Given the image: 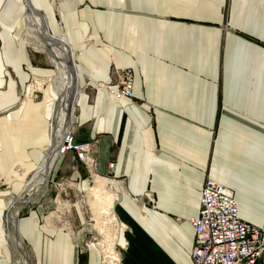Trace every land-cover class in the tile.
Masks as SVG:
<instances>
[{
	"label": "crops",
	"instance_id": "0c3cea01",
	"mask_svg": "<svg viewBox=\"0 0 264 264\" xmlns=\"http://www.w3.org/2000/svg\"><path fill=\"white\" fill-rule=\"evenodd\" d=\"M30 1L50 34L71 46L72 125L78 141L97 140L96 181L116 195L113 213L126 225L116 236L123 264H193L192 219L207 175L234 191L243 221L264 227V0H65L59 13L50 0ZM25 16L23 1L0 0L1 172L9 185L0 199V264H16L3 228L7 201L18 202L45 157L62 85L48 81L54 69L26 40ZM113 66L133 68L134 98L116 101L98 86ZM54 116L60 131L66 122ZM64 161L54 179L75 181L69 201L58 191L60 203L32 204L17 214L18 232L36 264H102L97 246L79 250L95 237L78 199L87 173L67 174Z\"/></svg>",
	"mask_w": 264,
	"mask_h": 264
},
{
	"label": "built area",
	"instance_id": "2783aa9c",
	"mask_svg": "<svg viewBox=\"0 0 264 264\" xmlns=\"http://www.w3.org/2000/svg\"><path fill=\"white\" fill-rule=\"evenodd\" d=\"M21 1L25 3L24 0ZM64 1L65 0H50L57 13L60 11V4ZM38 81L39 79L33 78L31 84L37 87L40 84ZM48 81L52 82V79L50 78ZM87 86L90 87V82L87 83ZM98 86L105 88L113 100L120 101L125 98L132 99L134 98V70L132 67L121 68L119 66H113L108 78L99 82ZM78 88L82 90L79 84ZM23 96H26V92H24ZM52 103H54L52 112L53 117L55 114V99H52ZM53 124V119H51L49 123L50 141L42 163L46 160L48 155L53 153L55 161L50 178L46 182L45 187L50 186L57 190L59 189L58 187H61V190H59L61 195L62 191L67 188V185L71 186L75 182H55L56 179L53 181L52 177L56 164L68 154H72L73 160L77 163L81 162L88 171L89 175L87 181L89 182V178L96 175L97 140L78 141L76 139L77 123H74L69 128L64 127L60 131L54 130ZM1 151L2 145L0 141V199L2 197L1 192L9 190V185L5 182L1 172ZM40 166L28 180L26 187L29 181L33 179L34 175L38 172ZM114 166L115 163H111L110 167L113 168ZM61 180L65 179L61 178ZM79 195L81 196V199L79 198L81 201L83 200V196H86V194H83V191ZM12 200L10 199L7 201L3 222L5 235L8 238L9 232L6 228V219ZM54 200L60 203L59 197ZM137 200L139 199L137 198ZM67 206L69 210L72 207L70 203H67ZM114 221L115 223L113 226L117 228H119V226L126 227V225L122 224L120 221ZM66 225L70 229L74 228L70 222H67ZM192 225L195 234L191 250L193 264H257V262L264 257V227L243 221L240 216L239 206L234 191L224 184L212 179L210 175H207L204 180L200 193L199 213L192 219ZM87 246L89 248L96 246L100 247V244L99 242L93 241ZM116 248L120 258L119 264H123L122 247L117 244ZM100 250L102 252V264H110L113 258L110 257L106 259L101 247Z\"/></svg>",
	"mask_w": 264,
	"mask_h": 264
},
{
	"label": "bare ground",
	"instance_id": "6f19581e",
	"mask_svg": "<svg viewBox=\"0 0 264 264\" xmlns=\"http://www.w3.org/2000/svg\"><path fill=\"white\" fill-rule=\"evenodd\" d=\"M24 1V6L26 9L25 19L27 22V26L31 28L32 32L39 39L43 48L45 49V51L48 52L52 61L55 63V66L58 68V73L60 75L58 77L61 78L62 85H60V87L57 86V89L60 93V100L59 102L57 100L56 104L58 110L57 115L64 111L62 120L63 122H66L65 127L69 128L72 125L71 118L73 114V106L77 92L76 70L72 62L71 46L67 42H65L62 37L52 36L49 33L48 25L46 24L44 16L35 7H33L30 0ZM55 126L57 127L58 123ZM54 161L55 156L53 155V153L48 155L46 160L41 164L38 172L34 175L33 179L29 181L28 186L25 187L24 193L17 199L18 202H15L13 205L10 204L9 206V211L7 213L6 219V228L9 227L10 229L14 247L20 255V258L22 259V264L32 263L31 256L24 244L23 237L18 232L19 218H17V214L19 211V207L28 202L34 201L40 195L43 187H45L46 182L50 178ZM113 219L116 220L115 217ZM113 251L116 254V250L113 249ZM113 259L115 261L118 260L114 257Z\"/></svg>",
	"mask_w": 264,
	"mask_h": 264
},
{
	"label": "rangeland",
	"instance_id": "374dc122",
	"mask_svg": "<svg viewBox=\"0 0 264 264\" xmlns=\"http://www.w3.org/2000/svg\"><path fill=\"white\" fill-rule=\"evenodd\" d=\"M28 29H26V40L28 41V43L30 44L31 49H33L34 51L37 50V52L39 54H41L42 59L46 61V63L52 67L54 69V73L53 76H51L50 78L53 79L56 83V80L58 78L59 73H58V69L55 67V63L52 61L50 55L48 54L47 51H45V49L43 48L41 42L39 41V39L36 37V35L32 32L31 28L27 26ZM50 33V32H49ZM52 35V34H51ZM53 36V35H52ZM73 56V53L71 54V57ZM73 58V57H72ZM73 65H74V60H73ZM78 86V84H77ZM55 89L59 95V91L57 89V87L55 86ZM56 99V98H55ZM57 100L59 102L60 100V95L57 97ZM58 114V110L56 109V115ZM64 114V111H62L59 115L60 118L62 119V116ZM53 118V117H52ZM51 118V119H52ZM78 125V124H76ZM65 161H64V170H66L67 174H69V172H71L75 167L76 168H80L83 170V172L86 174V178H88V171L86 170V168L82 165L81 162L77 163L73 160V155L72 154H68L67 156L64 157ZM111 163H115L116 166V161H111L109 163V166L111 165ZM115 166L113 168H111L112 170L115 168ZM55 172H53V181L55 180L54 178H57L56 175H54ZM102 177V176H99ZM105 178V177H103ZM65 180H61V178L56 179L55 182H68L70 183V181H73L72 179L68 178L67 176L65 178H62ZM98 179V175L96 173V175L93 178H89V182H88V189L83 191V194H86V196H83V200L80 202L83 205V210L84 213L86 214L87 220L93 224L95 226V237L97 238H88L83 242V245L80 246L79 245V250L81 252H86L88 251L90 248L87 246L89 243L91 242H99L100 247L102 248L104 257L106 259H109L110 257H114L116 259H118L117 261H115L114 259H112L110 261V264H119V254L117 252V232H118V228L114 225V217L115 214L113 213V200L116 198V195L107 192L106 189L101 188L99 189V187H101V182H97L96 180ZM49 180V179H48ZM52 184V182H51ZM54 187H44L43 190L40 193V197L38 199L35 200L36 203H34V201L28 202L24 205H21L19 207V211H18V215L19 217H21V215L27 211L28 208H30L32 206V204H39L41 203L43 200H47L48 198H55V193L58 192L59 190H61V187H58V190L55 191H50V189ZM75 190V184L73 185H67V197L65 196V191H62V195L64 197V199H67L69 201L71 194L73 193V191ZM51 192V193H50ZM81 192H79L78 194H80ZM57 194V193H56ZM55 195V196H54ZM52 196V197H51ZM18 197H16L17 199ZM81 199V196H78V199ZM116 200V199H115ZM114 200V202H115ZM106 207V208H105ZM51 208V207H50ZM59 209H62V207L60 206ZM51 211L55 210V209H50ZM116 218V217H115ZM119 222V221H118ZM88 225V224H87ZM4 228V227H3ZM76 227V230L81 229ZM7 231H9L8 235L9 238L7 237L8 241H9V245L11 247V249L13 250L14 253V260L16 264H22V259L20 258V255L18 254L17 250L14 247L13 244V240L11 237V232L9 227L7 228ZM117 236V237H116ZM24 241V240H23ZM24 244L31 256V263L32 264H36V261L34 259L33 254H31V250L28 247L27 243L24 241ZM100 250V247L97 246ZM113 249L116 250V254L114 253ZM121 249V248H120ZM122 250V249H121ZM112 252V254H111ZM101 253V250H100ZM114 253V254H113ZM33 261V262H32ZM114 261V262H113ZM117 262V263H116Z\"/></svg>",
	"mask_w": 264,
	"mask_h": 264
}]
</instances>
